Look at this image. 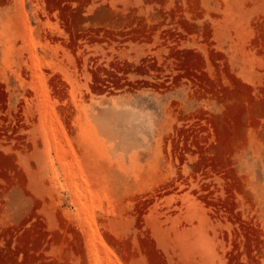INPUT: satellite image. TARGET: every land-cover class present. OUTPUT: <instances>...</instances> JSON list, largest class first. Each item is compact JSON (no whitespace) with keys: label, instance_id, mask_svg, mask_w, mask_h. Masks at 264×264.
<instances>
[{"label":"rangeland","instance_id":"1","mask_svg":"<svg viewBox=\"0 0 264 264\" xmlns=\"http://www.w3.org/2000/svg\"><path fill=\"white\" fill-rule=\"evenodd\" d=\"M0 264H264V0H0Z\"/></svg>","mask_w":264,"mask_h":264}]
</instances>
